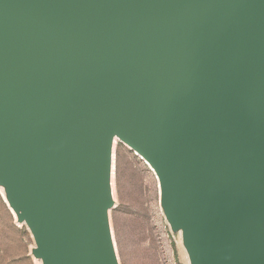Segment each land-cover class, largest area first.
<instances>
[{
  "label": "water",
  "instance_id": "obj_1",
  "mask_svg": "<svg viewBox=\"0 0 264 264\" xmlns=\"http://www.w3.org/2000/svg\"><path fill=\"white\" fill-rule=\"evenodd\" d=\"M116 138L189 264H264V0H0V189L40 264H118Z\"/></svg>",
  "mask_w": 264,
  "mask_h": 264
},
{
  "label": "rangeland",
  "instance_id": "obj_2",
  "mask_svg": "<svg viewBox=\"0 0 264 264\" xmlns=\"http://www.w3.org/2000/svg\"><path fill=\"white\" fill-rule=\"evenodd\" d=\"M109 225L118 264H189L180 234L170 230L158 183L145 163L117 141L113 146ZM34 242L4 202L0 189V264H40Z\"/></svg>",
  "mask_w": 264,
  "mask_h": 264
},
{
  "label": "bare ground",
  "instance_id": "obj_3",
  "mask_svg": "<svg viewBox=\"0 0 264 264\" xmlns=\"http://www.w3.org/2000/svg\"><path fill=\"white\" fill-rule=\"evenodd\" d=\"M117 141H119L117 138L114 140V143H113V145H115L116 144V142ZM129 149V148H128ZM135 153V152H134ZM135 155L138 157V158H140L144 163H145V165L148 167V169L153 173V171H152V169L149 167V165L139 156V155H137L136 153H135ZM153 175H154V173H153ZM155 176V175H154ZM156 178V177H155Z\"/></svg>",
  "mask_w": 264,
  "mask_h": 264
}]
</instances>
